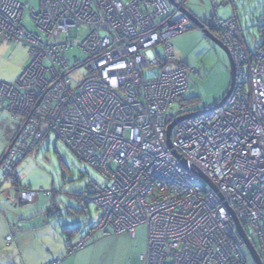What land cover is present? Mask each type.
I'll use <instances>...</instances> for the list:
<instances>
[{
  "label": "built area",
  "instance_id": "2783aa9c",
  "mask_svg": "<svg viewBox=\"0 0 264 264\" xmlns=\"http://www.w3.org/2000/svg\"><path fill=\"white\" fill-rule=\"evenodd\" d=\"M37 1L30 30L28 3L0 0V40L21 45L28 57L16 82L0 83V107L17 123L0 156L1 182L22 204L49 197L23 187L16 168L51 133L104 179L81 196L83 206L100 212L96 227L65 256L95 234L135 240L142 229L143 264H254L230 214L188 162L217 189L264 264V18L263 42L249 51L236 19L212 12L233 86L217 111L177 123L168 144L179 118L171 107L187 92L189 76L182 64L170 67V40L190 22L173 18L168 0ZM79 29L87 31L78 46L86 59L70 67L65 39ZM79 69L84 74L72 88ZM149 70L156 74L145 79Z\"/></svg>",
  "mask_w": 264,
  "mask_h": 264
},
{
  "label": "rangeland",
  "instance_id": "374dc122",
  "mask_svg": "<svg viewBox=\"0 0 264 264\" xmlns=\"http://www.w3.org/2000/svg\"><path fill=\"white\" fill-rule=\"evenodd\" d=\"M14 1L28 3L24 23L32 30L28 18L29 11L37 10L38 1ZM176 1L180 3L182 0ZM225 2L227 6L223 7ZM184 8L204 28L211 26L213 10L222 20L234 15L238 21L240 39L250 51H254L263 42L260 27L261 18L264 17V0H185ZM86 34L85 29H79L77 38L68 40L71 48L66 52V59L70 67L86 59L78 48ZM210 34L220 41L218 33L210 31ZM170 44L174 50V60L170 67L182 64L189 71L187 92L180 103H175L171 107L174 115L186 116L216 107L230 87V66L226 54L207 40L203 32L195 26L171 39ZM26 56L20 71L28 65ZM18 63L20 64V55L14 56L11 61L0 56V74L10 79L9 77L15 74L14 70ZM83 74L84 70L79 69L70 76L72 88ZM155 74L153 70L143 71L145 79H151ZM1 114L9 118L13 131L15 126L9 113L1 110ZM16 172L22 177L23 187L34 192H48L50 196L39 194L32 204H20L15 200V193L12 188L10 189V184L8 182L2 184L1 193L7 190L10 194L6 197L11 198L12 202L6 200L9 204L7 203L3 210H9V214L0 212V264H38L44 261L47 251L54 253L63 250L67 243L76 244L96 227L100 212L93 204L84 207L78 197L91 183L103 186L104 179L100 173L80 161L53 135L40 142L35 151L20 163ZM7 219L16 222L8 227L5 223ZM66 228H79V231L68 241L63 233ZM6 236L12 240L11 245L5 242Z\"/></svg>",
  "mask_w": 264,
  "mask_h": 264
},
{
  "label": "crops",
  "instance_id": "0c3cea01",
  "mask_svg": "<svg viewBox=\"0 0 264 264\" xmlns=\"http://www.w3.org/2000/svg\"><path fill=\"white\" fill-rule=\"evenodd\" d=\"M174 1L175 3L181 5L183 10L185 9L184 8L185 0H182L180 3L176 0ZM222 6L223 7L227 6V3L225 2ZM213 12L218 17L215 10H213ZM20 46L21 45L11 44L0 40V56L5 57L8 61H11L14 56L20 55V64L18 63L19 65L15 67L14 70L15 74L9 77L10 79H6L5 77H3L4 75L0 74L1 83H6V84L14 83L15 80H17V78L24 70L23 68V70L20 71L21 68L20 66L24 64L23 60L27 54H26V50L22 46L20 48ZM15 130H16V126L12 131L11 121L9 120V118H7L6 115L1 114V110H0V156L4 153L9 142L12 140L15 134ZM0 188H3L2 185L0 186ZM9 194L10 193H8L7 190L4 191L3 193H1L0 191V212H3L5 214H9V210L3 211L7 203L9 204V202L11 201V198L10 199L7 198ZM6 200L9 202H7ZM8 209H9V205H8ZM15 222L16 220L12 221L7 219L5 223L8 227H11L12 224H14ZM143 234H144L143 230L138 229L136 231L135 240L130 239L127 235H119V236L109 235L106 237H102L99 234H96L95 236L93 235L94 237L91 238L85 244L82 250L70 256H65L67 247L71 245L70 243L69 244L67 243L63 247V250L54 253L53 252L50 253V251H47L46 252L47 255L45 256V258H43L44 261H41L38 264H49L54 259H62L60 264H143V262L140 260V255L144 253V249H145ZM6 238L9 237L6 236L5 239ZM141 241L143 242V245ZM11 244H12V240L9 245Z\"/></svg>",
  "mask_w": 264,
  "mask_h": 264
},
{
  "label": "water",
  "instance_id": "95a60500",
  "mask_svg": "<svg viewBox=\"0 0 264 264\" xmlns=\"http://www.w3.org/2000/svg\"><path fill=\"white\" fill-rule=\"evenodd\" d=\"M169 4L173 7H177L179 4L175 3L174 0H168ZM180 12L193 24V26L199 28L204 36L206 37L207 40L211 41L213 44H215L218 48H220L227 56L228 62H229V66H230V87L229 90L227 92V94L225 95V97L223 98V100L213 109L206 111V112H200V113H194V114H189L186 116H182L179 117L175 120V122L168 128L167 131V138H168V144H169V137H170V132L171 130L175 127V125L185 119H189V118H193V117H199L202 115H205L209 112H213L216 111L217 109H219L227 100L228 96L230 95L232 86H233V82H234V70H233V64L230 58V55L228 54L226 48L223 46V44L214 39L212 37V35L210 34V29L211 26H208L207 28H204V26L202 24H200L193 16H191L189 13H187L185 10L180 9ZM188 165V170L190 172H192L193 174L197 175L199 178H201L204 182L207 183V185L213 190V192L218 196V198L220 199V201L222 202L223 206L225 207V209L228 211V213L230 214L233 223L235 225L236 231L238 233V235L240 236V238L242 239L244 245L246 246L247 250L249 251V254L254 262V264H261V262L259 261L255 251L253 250L252 246L250 245V243L248 242L239 222L237 221L234 213L229 209V207L227 206L226 202L224 201V199L222 198V196L219 194V192L217 191V189L210 183V181L195 167H193L190 163L187 162Z\"/></svg>",
  "mask_w": 264,
  "mask_h": 264
},
{
  "label": "trees",
  "instance_id": "16d2710c",
  "mask_svg": "<svg viewBox=\"0 0 264 264\" xmlns=\"http://www.w3.org/2000/svg\"><path fill=\"white\" fill-rule=\"evenodd\" d=\"M231 17H234L235 18V16L233 15V16H231ZM262 18H264V17H262ZM262 18H261V22H262ZM236 19V18H235ZM236 21H237V19H236ZM237 25H238V21H237ZM238 27H239V25H238ZM261 27H262V25H261ZM261 27H260V30H261ZM209 29H212V28H209ZM240 30V29H239ZM210 31V30H209ZM214 31V30H213ZM216 32V31H215ZM261 32V31H260ZM262 36V35H261ZM244 43V42H243ZM11 44H13V43H11ZM19 45V44H18ZM244 45H245V48L247 49V50H249L248 48H247V46H246V44L244 43ZM260 45V44H259ZM258 45V46H259ZM257 48V47H256ZM159 49V48H158ZM255 50V49H254ZM250 51V50H249ZM153 71H155V70H153ZM156 72V71H155ZM15 82H16V80H15ZM1 83V82H0ZM6 84V83H5ZM1 110H2V108H1ZM13 123L15 124V126H16V128H17V123L16 122H14L13 121ZM16 131V130H15ZM49 135H53V134H51V133H49V134H47V135H45L44 137H43V139L42 140H40L38 143H37V145H36V147L39 145V143L40 142H42V141H44V140H46L47 138H48V136ZM54 136V135H53ZM54 138L56 139V140H58L55 136H54ZM11 142V141H10ZM10 142H9V144H10ZM9 144H8V146H9ZM65 145V144H64ZM7 146V147H8ZM66 146V145H65ZM36 147H35V149H36ZM66 148H67V146H66ZM35 149H34V151H35ZM69 150V149H68ZM30 155V154H29ZM16 170H17V168H16ZM2 183L3 182H1V179H0V186L2 185ZM20 184H21V181H20ZM13 185H15V182L13 183ZM81 196H82V194L78 197L79 199H80V201H81ZM84 207H87V206H84ZM55 208V207H54ZM79 231V228H75V229H70V228H66V229H64V231H63V233H65V235H66V237H67V239H70L73 235H75V233L76 232H78ZM89 233H90V231H89ZM88 233V234H89ZM92 238H93V236H92Z\"/></svg>",
  "mask_w": 264,
  "mask_h": 264
},
{
  "label": "bare ground",
  "instance_id": "6f19581e",
  "mask_svg": "<svg viewBox=\"0 0 264 264\" xmlns=\"http://www.w3.org/2000/svg\"><path fill=\"white\" fill-rule=\"evenodd\" d=\"M170 6H171V5H170ZM178 6H179V5H178ZM178 6H177V7H178ZM172 7H173V6H171V14L173 15V18H178V17H180L182 13H181L180 11L176 10V9H175L176 7H173V8H172ZM181 9H182V8H181ZM182 15H183V14H182ZM183 16H184V15H183ZM184 17H185V16H184ZM185 18H186V17H185ZM186 19H187V18H186ZM187 20H188V19H187ZM188 21H189V20H188ZM189 22H190V21H189ZM190 24H191V27H192L193 24H192L191 22H190ZM212 27H213V26H212ZM190 29H191V28H190ZM190 29H189V30H190ZM212 29H214V30L216 31V29H215L214 27H213ZM212 29H210V30H212ZM68 40H70V38L65 39L66 42H68ZM20 75H21V74H20ZM221 107H222V106H221ZM221 107H220V108H221ZM217 110H218V109H217ZM217 110H216V111H217ZM213 112H214V111H213ZM12 190H13V189H12ZM14 193H15V192H14ZM15 199H16V197H15ZM16 201H17L18 203L22 204V203L19 202L17 199H16ZM10 242H11V239H10Z\"/></svg>",
  "mask_w": 264,
  "mask_h": 264
},
{
  "label": "flooded vegetation",
  "instance_id": "af4514ba",
  "mask_svg": "<svg viewBox=\"0 0 264 264\" xmlns=\"http://www.w3.org/2000/svg\"><path fill=\"white\" fill-rule=\"evenodd\" d=\"M214 29L210 30L211 32H213ZM215 31V30H214Z\"/></svg>",
  "mask_w": 264,
  "mask_h": 264
},
{
  "label": "clouds",
  "instance_id": "9594fccd",
  "mask_svg": "<svg viewBox=\"0 0 264 264\" xmlns=\"http://www.w3.org/2000/svg\"><path fill=\"white\" fill-rule=\"evenodd\" d=\"M211 28H213V27L211 26Z\"/></svg>",
  "mask_w": 264,
  "mask_h": 264
}]
</instances>
